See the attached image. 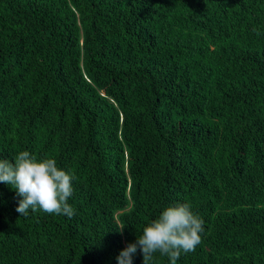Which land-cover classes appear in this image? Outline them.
Returning a JSON list of instances; mask_svg holds the SVG:
<instances>
[{
	"label": "trees",
	"instance_id": "obj_1",
	"mask_svg": "<svg viewBox=\"0 0 264 264\" xmlns=\"http://www.w3.org/2000/svg\"><path fill=\"white\" fill-rule=\"evenodd\" d=\"M24 150L75 214L0 183V264H118L177 203L204 221L177 264H264V0H0V158Z\"/></svg>",
	"mask_w": 264,
	"mask_h": 264
},
{
	"label": "clouds",
	"instance_id": "obj_2",
	"mask_svg": "<svg viewBox=\"0 0 264 264\" xmlns=\"http://www.w3.org/2000/svg\"><path fill=\"white\" fill-rule=\"evenodd\" d=\"M13 160L0 158V183L8 185L20 197L16 211L21 216H27L30 210L69 218L75 214L69 203L74 192V176L58 167L55 158H41L24 150ZM203 232V219L188 203L169 205L143 228L135 242L121 250L118 264H133L138 249L143 264H150L157 252L167 256L170 264H177L182 253L195 251Z\"/></svg>",
	"mask_w": 264,
	"mask_h": 264
}]
</instances>
